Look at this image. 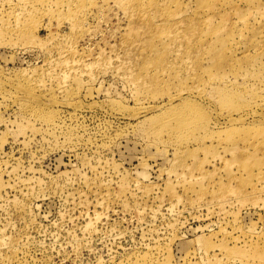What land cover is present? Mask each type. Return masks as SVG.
Instances as JSON below:
<instances>
[{
  "label": "rangeland",
  "instance_id": "rangeland-1",
  "mask_svg": "<svg viewBox=\"0 0 264 264\" xmlns=\"http://www.w3.org/2000/svg\"><path fill=\"white\" fill-rule=\"evenodd\" d=\"M0 264H264V0H0Z\"/></svg>",
  "mask_w": 264,
  "mask_h": 264
},
{
  "label": "bare ground",
  "instance_id": "bare-ground-1",
  "mask_svg": "<svg viewBox=\"0 0 264 264\" xmlns=\"http://www.w3.org/2000/svg\"><path fill=\"white\" fill-rule=\"evenodd\" d=\"M232 119H233V118L229 119V121L232 120ZM234 120H235V119H234ZM232 121H233V120H232Z\"/></svg>",
  "mask_w": 264,
  "mask_h": 264
}]
</instances>
